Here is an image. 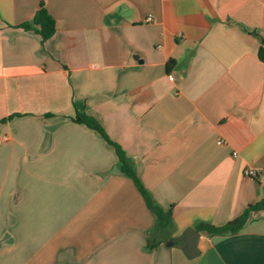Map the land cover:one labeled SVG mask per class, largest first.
Returning <instances> with one entry per match:
<instances>
[{
  "label": "crops",
  "instance_id": "obj_1",
  "mask_svg": "<svg viewBox=\"0 0 264 264\" xmlns=\"http://www.w3.org/2000/svg\"><path fill=\"white\" fill-rule=\"evenodd\" d=\"M263 42L264 0H0V264H264V210L197 229L264 199Z\"/></svg>",
  "mask_w": 264,
  "mask_h": 264
},
{
  "label": "trees",
  "instance_id": "obj_2",
  "mask_svg": "<svg viewBox=\"0 0 264 264\" xmlns=\"http://www.w3.org/2000/svg\"><path fill=\"white\" fill-rule=\"evenodd\" d=\"M20 27L25 30H34L38 32L42 36V40L45 41L54 35L56 31V22L54 17L48 12L46 7L42 5L40 9L36 12L33 19V23H24ZM259 57L264 61V42L259 50ZM75 121L79 123H85L89 127L95 129L100 134H102L110 144L113 145V143L109 141L108 137L106 136L102 126L93 121V119H90L86 116L78 115L75 118ZM120 158L122 162L121 171L134 180L138 189L142 193L148 208L155 213L157 217L156 229L172 227V209L170 208L168 210H165L161 205H159L155 201L151 193L144 187L141 180L138 178L135 169L131 165H129L121 155ZM259 210H264V199L258 201L255 204L249 205L246 211L240 217L230 221L227 225L223 227H216L209 223H201L197 226V229L199 231H206L208 233L223 232L226 230L234 232L239 230L243 226L251 211Z\"/></svg>",
  "mask_w": 264,
  "mask_h": 264
},
{
  "label": "water",
  "instance_id": "obj_3",
  "mask_svg": "<svg viewBox=\"0 0 264 264\" xmlns=\"http://www.w3.org/2000/svg\"><path fill=\"white\" fill-rule=\"evenodd\" d=\"M199 237H200V233L196 229L192 227H188L181 235L173 239H170L171 241L168 242L167 244L171 245L174 241H183L185 243L184 246L185 253L188 256L192 257L198 254L197 243Z\"/></svg>",
  "mask_w": 264,
  "mask_h": 264
},
{
  "label": "built area",
  "instance_id": "obj_4",
  "mask_svg": "<svg viewBox=\"0 0 264 264\" xmlns=\"http://www.w3.org/2000/svg\"><path fill=\"white\" fill-rule=\"evenodd\" d=\"M152 20H153V16L152 15H148L147 21H152ZM169 78H170V80H174V75L170 74ZM4 139L6 140V139H8V137L5 136ZM219 143H222V141L220 140ZM234 155L236 156L237 152H234ZM245 174L248 177H258L260 175L264 176V166L259 168V169L248 167V168L245 169Z\"/></svg>",
  "mask_w": 264,
  "mask_h": 264
}]
</instances>
